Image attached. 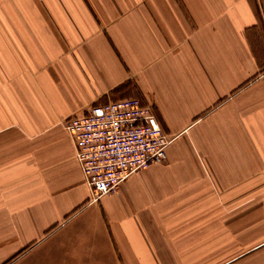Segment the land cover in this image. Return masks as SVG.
<instances>
[{
  "label": "crops",
  "instance_id": "0c3cea01",
  "mask_svg": "<svg viewBox=\"0 0 264 264\" xmlns=\"http://www.w3.org/2000/svg\"><path fill=\"white\" fill-rule=\"evenodd\" d=\"M128 98L167 159L90 203L63 122ZM0 264H264V0H0Z\"/></svg>",
  "mask_w": 264,
  "mask_h": 264
},
{
  "label": "built area",
  "instance_id": "2783aa9c",
  "mask_svg": "<svg viewBox=\"0 0 264 264\" xmlns=\"http://www.w3.org/2000/svg\"><path fill=\"white\" fill-rule=\"evenodd\" d=\"M74 147L90 203L113 193L129 176L163 164L173 137L163 132L150 106L136 98L94 105L63 122Z\"/></svg>",
  "mask_w": 264,
  "mask_h": 264
}]
</instances>
